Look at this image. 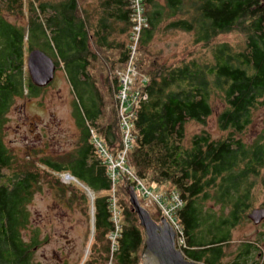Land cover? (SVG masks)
Segmentation results:
<instances>
[{
	"label": "trees",
	"instance_id": "obj_1",
	"mask_svg": "<svg viewBox=\"0 0 264 264\" xmlns=\"http://www.w3.org/2000/svg\"><path fill=\"white\" fill-rule=\"evenodd\" d=\"M130 4V0H99L102 15L123 22L120 31L129 36ZM143 7L147 25L140 32L139 51L161 28L190 34L192 42L205 46L210 57H191L176 64L138 60L139 71L147 76L141 88L148 98L137 111L135 139L126 164L146 186L180 194L183 206L177 219L186 243L181 250L184 256L203 264H221L232 229L247 218L257 182L264 184V128L256 138H244L254 113L264 110V0H143ZM78 8L77 0H28L26 26H18L4 12L23 15V0H0V264H41L33 254L49 236L30 227L28 205L41 189L43 176L57 186L59 197L67 196L69 207L83 204L85 213L91 209L87 242L91 234L92 243L82 264H141L144 237L124 191L129 184L125 177L119 178L115 189L120 230L111 249V181L89 132L93 128L111 152L120 149L115 74L108 86V101L97 85L91 87L88 72L80 80V85L87 86L83 93L69 76L78 92L72 111L78 136L71 150L20 164L2 141L5 114L13 97L23 90L24 44L29 42V51H42L37 46H44L58 69L61 42H78L88 51V42L97 41L89 13L82 10L81 14ZM100 26L103 32L112 29L111 22ZM233 32L241 36V44L213 43L218 36ZM127 54L128 50L123 63ZM80 58L61 57L66 69L87 70L88 61L70 66ZM29 84L35 96L39 87L30 79ZM218 103L223 107L215 110ZM212 115L222 137H212L205 129L187 136L188 123L204 127ZM50 173L73 176L91 192V204L85 189L72 182L63 185ZM145 209L155 221L161 218L158 209ZM239 246L228 264H253L255 258L248 262L249 256L255 254L257 245L247 241Z\"/></svg>",
	"mask_w": 264,
	"mask_h": 264
},
{
	"label": "rangeland",
	"instance_id": "obj_2",
	"mask_svg": "<svg viewBox=\"0 0 264 264\" xmlns=\"http://www.w3.org/2000/svg\"><path fill=\"white\" fill-rule=\"evenodd\" d=\"M80 1L90 9V0ZM23 2L25 11L23 15L12 16L4 12L6 19L18 26H26L27 22L28 0ZM119 38L124 42H130L128 33L120 35ZM240 39L241 36L233 32L218 36L213 43L226 41L231 45H237L241 44ZM28 43L24 44L23 49L24 64L20 80L22 94L13 97L11 106L5 114L2 137L4 146L20 164L37 163L41 156L55 157L69 151L74 147L78 136L70 105L73 104L74 96L62 71L56 68L53 80L47 86L39 88L35 96L32 95L26 65ZM37 47H40L45 54H50L44 46ZM191 57L207 59L210 55L205 46L192 42L190 34L161 28L154 34L144 51L138 52V60L141 58L144 63L157 59L158 63L176 64ZM100 62L91 72H94L93 79L100 93L108 101L110 100L108 86L117 70L111 69L112 67L102 60ZM222 107V103H218L215 110ZM263 117L262 109L254 113L253 123L244 136L246 140L250 141L260 134L264 128ZM186 129L188 137L201 129H205L215 138L223 136L217 127L215 115L207 120L204 127L191 122L187 124ZM38 166L42 172L45 171L43 166ZM50 176L60 179L58 174L50 173ZM261 177L264 178V169ZM59 181L63 183L61 179ZM71 182L78 188H83V185L76 181ZM65 184L68 183H63ZM57 191V186L51 181L48 183L43 176L41 189L34 194L28 205L30 227L39 228L41 236H49L47 241L34 251L33 259L41 264H82L90 253V243H92L91 234L87 242L89 226L92 222L91 209L85 213L83 204L69 207L66 202L67 196L61 198ZM88 201L90 205V196ZM260 207H264V184L261 181L257 182L253 190L252 205L248 213L251 209ZM148 210L153 212L154 208L148 207ZM215 211L219 212L218 206L215 207ZM247 241L257 245V251L249 256L251 259L249 258L248 262H253L255 258L253 264L255 262L264 264V220L255 225L248 218L232 229L231 241L225 248L226 254L221 264H228L233 260L240 248L239 245Z\"/></svg>",
	"mask_w": 264,
	"mask_h": 264
},
{
	"label": "built area",
	"instance_id": "obj_3",
	"mask_svg": "<svg viewBox=\"0 0 264 264\" xmlns=\"http://www.w3.org/2000/svg\"><path fill=\"white\" fill-rule=\"evenodd\" d=\"M132 9V30L130 42H128L127 58L122 69L116 71L118 89L115 94V108L120 130L121 147L116 152H111L104 141L97 135L93 128L89 129L91 142L105 164L110 181V208L114 230L110 233L111 249L115 248V240L120 230L119 210L116 203L115 189L120 177L134 187L137 197L144 208L153 207L158 209L161 217L172 226L175 231V244L180 250L186 247L183 229L177 219V212L183 206L180 194L175 190H156L146 186L127 166L126 158L132 148L135 136L133 134L134 122L137 118V111L142 102L146 101L147 93L142 91V85L147 82V76L138 69L139 38L143 27L147 25L144 16L143 0H130ZM63 183L76 181L69 173L59 175ZM79 183L78 181H76ZM80 184V183H79ZM93 200L89 190L82 186Z\"/></svg>",
	"mask_w": 264,
	"mask_h": 264
},
{
	"label": "water",
	"instance_id": "obj_4",
	"mask_svg": "<svg viewBox=\"0 0 264 264\" xmlns=\"http://www.w3.org/2000/svg\"><path fill=\"white\" fill-rule=\"evenodd\" d=\"M26 65L29 79L34 86L45 87L53 80L56 65L43 51L30 50ZM124 191L143 232L141 264H203L185 258L183 252L176 247L175 231L172 226L163 217L157 222L150 216L141 205L131 184L126 185ZM247 218L253 224H259L264 220V207L251 209Z\"/></svg>",
	"mask_w": 264,
	"mask_h": 264
},
{
	"label": "crops",
	"instance_id": "obj_5",
	"mask_svg": "<svg viewBox=\"0 0 264 264\" xmlns=\"http://www.w3.org/2000/svg\"><path fill=\"white\" fill-rule=\"evenodd\" d=\"M91 5H90V9L87 8V5L84 3H82L80 0H77V4L79 6V10L80 13L82 14V10L87 11L89 13L90 16V24H91V33L94 34L97 32L96 37L97 41H92V42H88V51L85 48V45H80L78 44V42H72L69 43V45H67V42H61L60 46L62 49V52H58V63H59V71H62L65 80L71 90V92L73 93L74 99H76V94L78 92L83 93L82 89H86L87 86L85 85H80L81 83V79L83 80L85 78V75L83 73H87L89 77H91L90 79V85L91 87H95L96 83L93 79L94 76V71L96 69V65L97 63H101L100 61L102 60V62H105L106 64H108L109 66H111V69H115V70H120L123 68V60H124V56L127 53V46H128V42H124L123 39H120L119 36L120 35H124L126 34V32H121L120 28L123 25V22H120L118 20H113V19H107L105 17L107 16H103L102 15V9L99 6V0H90ZM103 24H107L109 22H111L112 25V29L111 31L107 32V31H102V28L100 26V23ZM99 28V29H98ZM98 29V30H97ZM106 36L105 37V42L104 40L101 41V36L103 34ZM92 40V39H91ZM82 56V58L79 57ZM64 58H80L77 61H73L72 63H70L72 66L73 64H77V63H82L85 64L88 61V67L86 68L87 70L83 69V70H76V68L72 66V68H67L64 66L65 63V59H61V57ZM69 61V60H68ZM90 69V70H89ZM114 70V71H115ZM69 76H72L75 78L76 81V85H78V92L76 91L75 88H73V84L71 81H69ZM114 78V76L112 77V79ZM111 79V80H112ZM77 100V99H76ZM99 136V135H98Z\"/></svg>",
	"mask_w": 264,
	"mask_h": 264
},
{
	"label": "flooded vegetation",
	"instance_id": "obj_6",
	"mask_svg": "<svg viewBox=\"0 0 264 264\" xmlns=\"http://www.w3.org/2000/svg\"><path fill=\"white\" fill-rule=\"evenodd\" d=\"M71 105V107H72V110H71V113H72V111H73V104H70Z\"/></svg>",
	"mask_w": 264,
	"mask_h": 264
}]
</instances>
